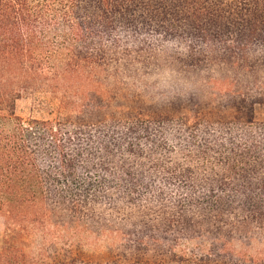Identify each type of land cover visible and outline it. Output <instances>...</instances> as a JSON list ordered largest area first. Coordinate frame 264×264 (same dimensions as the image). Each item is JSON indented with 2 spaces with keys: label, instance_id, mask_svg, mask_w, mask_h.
<instances>
[{
  "label": "trees",
  "instance_id": "1",
  "mask_svg": "<svg viewBox=\"0 0 264 264\" xmlns=\"http://www.w3.org/2000/svg\"><path fill=\"white\" fill-rule=\"evenodd\" d=\"M258 107L264 0H0V264H264Z\"/></svg>",
  "mask_w": 264,
  "mask_h": 264
},
{
  "label": "rangeland",
  "instance_id": "2",
  "mask_svg": "<svg viewBox=\"0 0 264 264\" xmlns=\"http://www.w3.org/2000/svg\"><path fill=\"white\" fill-rule=\"evenodd\" d=\"M209 88H207L209 91H211V90H215V91H217V92H223V91H227V90H234L235 89V87H231L230 85H224V84H221V82H219V83H217V84H214V83H211V84H209ZM157 88H158V92H157V90L155 91V89H154V91L156 92V93H167V92H174V91H177L178 89H184L185 87H180L179 88V86L177 85H174V86H171V87H168V86H160V87H158L157 86ZM192 89V88H191ZM189 90V89H188ZM207 90V91H208ZM148 91H149V94H151V87H149V89H148ZM257 111V116H258V118H260V119H264V108H260V107H258L257 109H256ZM26 113L28 114L29 113V111L28 110H26ZM34 115L35 116H37V117H43V116H47V115H44L43 113H34ZM71 238H73L74 240H76V238H74V236L73 237H71ZM77 238H79V239H81L82 240V232L80 233V235H78L77 236Z\"/></svg>",
  "mask_w": 264,
  "mask_h": 264
}]
</instances>
